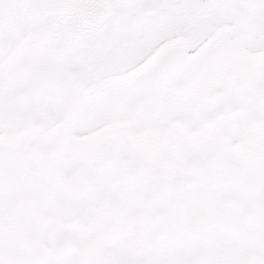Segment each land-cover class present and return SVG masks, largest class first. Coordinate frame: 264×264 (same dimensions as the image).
I'll list each match as a JSON object with an SVG mask.
<instances>
[{
    "label": "snow or ice",
    "instance_id": "1",
    "mask_svg": "<svg viewBox=\"0 0 264 264\" xmlns=\"http://www.w3.org/2000/svg\"><path fill=\"white\" fill-rule=\"evenodd\" d=\"M0 264H264V0H0Z\"/></svg>",
    "mask_w": 264,
    "mask_h": 264
}]
</instances>
